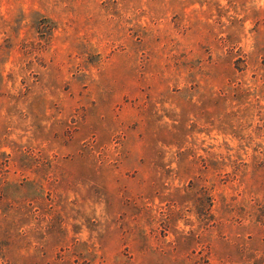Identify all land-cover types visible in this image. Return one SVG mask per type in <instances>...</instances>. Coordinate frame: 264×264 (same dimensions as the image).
Listing matches in <instances>:
<instances>
[{
	"label": "rangeland",
	"instance_id": "rangeland-1",
	"mask_svg": "<svg viewBox=\"0 0 264 264\" xmlns=\"http://www.w3.org/2000/svg\"><path fill=\"white\" fill-rule=\"evenodd\" d=\"M0 264H264V0H0Z\"/></svg>",
	"mask_w": 264,
	"mask_h": 264
}]
</instances>
